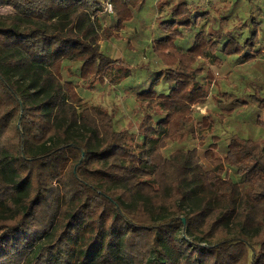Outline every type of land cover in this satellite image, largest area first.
I'll return each instance as SVG.
<instances>
[{
	"label": "trees",
	"instance_id": "16d2710c",
	"mask_svg": "<svg viewBox=\"0 0 264 264\" xmlns=\"http://www.w3.org/2000/svg\"><path fill=\"white\" fill-rule=\"evenodd\" d=\"M238 1L213 14L155 0L148 50L160 69L135 91L130 131L77 87L123 84L132 67L99 41L143 0H0L12 11L0 14V264H264V141L235 133L219 149L218 136L206 141L215 121L195 107L220 83L203 61L264 52V1L245 16ZM230 94L211 98L251 102L264 128V94ZM168 140L182 145L166 155Z\"/></svg>",
	"mask_w": 264,
	"mask_h": 264
},
{
	"label": "rangeland",
	"instance_id": "374dc122",
	"mask_svg": "<svg viewBox=\"0 0 264 264\" xmlns=\"http://www.w3.org/2000/svg\"><path fill=\"white\" fill-rule=\"evenodd\" d=\"M195 1H197L198 5L208 7L213 14L216 9L224 10L225 7V10L228 11L233 2V0H228L229 3H226L225 0ZM263 1L264 0H239L235 9L241 12L240 16H245L248 12L245 10V8L248 7L246 5H250L252 11L258 13V10L262 7ZM154 2L155 0H143L138 7L129 5L131 7L128 6L130 9H127V11L129 10V16L126 17L127 20L124 21L120 30L115 33L119 36L107 39L102 38L99 41L100 50H102V52L109 54L110 57L115 60L120 59L123 62L125 61L132 67H128L130 69V74L123 79V84L113 85L106 82L102 85H96L90 88L89 84L81 83L76 74H68V79L72 81L77 79L79 81L80 85L77 87V90L80 96L84 98L86 104H102L106 110L113 113L114 124L117 129L123 127L130 131L136 129L138 125L136 113L138 102L134 97L135 91L146 88L153 73L157 72V69H160L158 61L148 50L151 39L155 37L153 34L157 32V15ZM226 5H228V7ZM10 12H12L10 8L4 6L0 7L1 15ZM109 15L107 14V17H104L102 20L105 26H113L115 24V17H113L114 15L112 12L109 13ZM255 17L260 20L262 28H264V13H260L258 17L255 15ZM188 39L189 38H187V40ZM203 56L208 59L211 57V53L206 51ZM222 59L221 64H209L207 60L203 61L206 66H209L214 77H216L218 81L220 80L219 86L215 87V85H211L210 90L208 89L206 91L208 92L206 103L204 105L195 106L202 114L209 111L212 119L215 121L214 130L212 133L208 132L206 141H211L210 135L212 134L218 136L220 138V143H218L219 149L221 145L228 140L231 134L235 133L245 137L262 139L264 141V128L255 124L253 120L254 115H256L253 111L255 105L249 102L248 106L244 107L237 101L223 102L220 98L221 96L211 98V92L219 93V91L222 90L231 93L229 95L230 99L233 98L234 95H238L240 99L246 101V94L252 92V90H256L263 95L264 52H261V55L257 57L255 61L251 60L244 63H237V60H230V62H233L230 64L225 58ZM64 68L66 71H71L74 65L68 66L66 64ZM147 73L150 74L148 77L146 76ZM217 100H219V102H217ZM260 113L264 115V109L260 111ZM196 120L197 119L194 120L195 123ZM184 144L189 148L194 145L197 146L202 165L206 168L209 166L204 158V147L197 143L196 138L185 140ZM181 145L182 143L179 141L175 143L168 140L162 152L167 155Z\"/></svg>",
	"mask_w": 264,
	"mask_h": 264
},
{
	"label": "built area",
	"instance_id": "2783aa9c",
	"mask_svg": "<svg viewBox=\"0 0 264 264\" xmlns=\"http://www.w3.org/2000/svg\"><path fill=\"white\" fill-rule=\"evenodd\" d=\"M105 8H106V11H107L108 13H111L112 10H113V9L111 8V5H110L109 3H106Z\"/></svg>",
	"mask_w": 264,
	"mask_h": 264
}]
</instances>
